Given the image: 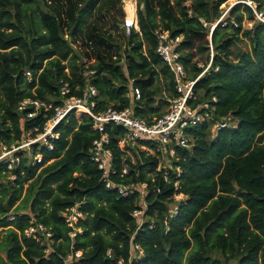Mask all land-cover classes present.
<instances>
[{"label":"trees","instance_id":"16d2710c","mask_svg":"<svg viewBox=\"0 0 264 264\" xmlns=\"http://www.w3.org/2000/svg\"><path fill=\"white\" fill-rule=\"evenodd\" d=\"M227 1L194 0L186 7L185 0H137L139 30L132 27L127 35L124 29L125 43L110 40L92 21L84 35L99 53L90 65L96 74L88 79L64 26L77 41L90 17L116 0H103L96 11L95 0H0V148L42 127L43 115L26 122L19 104L33 98L60 105L61 79L71 83L77 97L84 96L88 83L95 86L99 94L89 102H96V113L131 108L143 119L161 117L167 99L177 94L174 76L156 52L158 30L184 36L180 52L192 80L204 71L195 58L209 52L211 37L212 68L197 81L191 104L217 97L215 120L236 123L220 132L214 121L190 127L191 148L176 146L175 157L163 166L170 172L168 182L156 172V157L141 153L140 158L133 149L134 163L131 157L124 162L119 140L125 129L108 127L111 168L130 169L114 180L148 185L144 199L139 193L125 199L105 188L91 160L99 137L92 119L83 116L79 122L70 113L56 130L55 151L45 153V162H54L32 167L25 157L15 180L0 171V264H65L76 251L83 252L80 264H113L128 261L136 245L144 255L132 264H264V23L249 7L237 5L215 27ZM253 1L264 10V0ZM179 194L186 199L177 201ZM143 202L148 209L142 223L132 213ZM77 204L85 216L82 233L71 239L63 213ZM171 207L178 211L173 218ZM37 225L52 237L40 235V242L27 237ZM109 250L115 260L107 257Z\"/></svg>","mask_w":264,"mask_h":264},{"label":"built area","instance_id":"2783aa9c","mask_svg":"<svg viewBox=\"0 0 264 264\" xmlns=\"http://www.w3.org/2000/svg\"><path fill=\"white\" fill-rule=\"evenodd\" d=\"M237 5L249 7L254 12L256 20L264 23V10L260 11V5L258 3L253 0H228L222 5L223 7H220L222 15L215 27ZM156 35L158 39L156 52L171 70L175 79V91L177 94L176 97L167 99L169 109L165 114L159 118L147 120L135 116L131 108L119 111L110 107L100 113H96V102H89L91 97H97L99 94L95 86L88 83L84 89V96L77 97L72 95L73 87L71 83L61 79L59 82L60 105L54 107L53 104L33 98H25L20 102L18 112L26 115V122H30L40 115H43L45 122L41 128H35L25 134L22 140L10 146L5 144L1 145L0 171L3 169L4 173L9 174L10 179L15 180V173L22 165L25 157H28L30 160L29 165L32 167L39 165L45 167L54 162V159L45 162V153L55 151L57 143L60 140V133L56 131L58 126L70 113L75 112L76 116L81 114L79 122L82 121L83 116L90 117L92 119L93 130L99 135L92 144L91 160L101 171V182L105 188L117 192L120 197L125 199L136 193H139V198L144 199L147 194V184H123L114 180L118 176H128L130 169L127 165L123 167L121 172L116 168H111L114 155L111 148V137L107 131L108 127L120 126L125 129V134L119 140L120 149L127 155L124 162L131 157L134 163L133 149L137 150L140 158L141 153L146 156L151 155L156 157L159 159L156 172H162L166 182L169 181L170 172L168 170L163 171V166L166 165L168 167L175 157V147L178 146L184 149L191 148V138L187 133L190 127L201 125L207 121H214L213 129L216 132L228 128H235L236 123L232 122L229 118H225L222 121L215 120V114L219 104L217 97H212L205 103L195 107L191 104L192 101L196 100L194 88L197 81L212 68L214 50L211 37L209 51L212 54L210 56V62L207 66L203 67L204 71L196 79L192 80L188 78V70L182 62V53L180 52V45L184 40V36H173L169 31L163 30L156 31ZM91 64L85 61L82 67L83 74L88 79H91L96 74V71L91 69ZM215 70L218 71L219 68ZM134 92L137 97L140 96L139 89H134ZM166 160L168 163H166ZM177 171L180 176V168H177ZM176 188L178 189L177 184ZM157 193H161L160 187L157 188ZM176 199L177 201H184L186 197L183 194H179L176 196ZM140 207V209L134 210L132 213L133 217L140 219L147 212L148 206L145 202ZM80 208L81 205L77 204L63 213L65 224L70 229L69 236L71 239H74L78 234L82 233L79 223L85 215ZM170 213L173 218L178 214V211L177 209L175 211L171 210ZM14 219L15 216L13 215L9 218L10 221ZM154 228V224L150 226L151 230ZM25 235L38 242L42 240L40 235L47 237V239L52 237V234L43 225L31 227L25 232ZM82 255V251H76L66 258L65 264H80L78 260L82 258ZM143 255L144 252L139 245L135 246L134 253L131 254L128 261L123 258L115 260L112 251L109 250L107 252V257L115 260L113 264H132Z\"/></svg>","mask_w":264,"mask_h":264},{"label":"rangeland","instance_id":"374dc122","mask_svg":"<svg viewBox=\"0 0 264 264\" xmlns=\"http://www.w3.org/2000/svg\"><path fill=\"white\" fill-rule=\"evenodd\" d=\"M103 0H95L94 2V11H96L100 5V3ZM132 0H128L126 2V0H116V4L111 5L108 8H105L102 12L98 13L97 15L94 14L93 16L90 17V20L88 21L87 25L85 26L84 30H83V35H81L77 41H73L70 37H69V30H67V26H64V34L65 37L69 39V41H71V44L73 45L75 51L77 53L80 54V56L82 57V61L81 63H84L85 61H88L89 63H96L97 62V57L96 55L99 53V51H93L90 47H89V43L90 41L87 39V37L84 35L85 31L88 28V25L92 22V21H96V26L97 28L100 30V32L102 34H104L106 37H108L110 40L112 41H120L122 43H125V38L123 37V30H126V34L129 35L131 28L135 27V29L137 28L136 25L130 24L127 19H126V4L128 2H130ZM172 3H176L177 0H171ZM194 0H185L184 5L186 7H191L192 3ZM135 4H137V0H134ZM223 7V6H222ZM122 9L124 12V17H122L120 10ZM136 11H137V7H136ZM137 23H138V17H137ZM251 23L246 24L245 27H251ZM138 29V28H137ZM139 30V29H138ZM116 49L114 47H112V52L115 51ZM91 54L92 57L91 58H87V56L85 54ZM212 52L209 51L205 54H201L198 55L195 58V62H198L199 67H204L207 66V64L210 62V56H211ZM67 65L70 64V62L66 63ZM67 74H70L69 68L66 69L65 71ZM169 109V108H168ZM167 109V110H168ZM166 110V111H167ZM79 116H77V119L80 117L81 114H78ZM80 121V118L79 120ZM166 163H168V161L166 160ZM165 163V164H166ZM21 203V201L19 202ZM18 203V204H19ZM21 205L25 206L26 204L23 202L21 203ZM172 210H176L177 207H171ZM146 219H144L143 217H141L139 219V222H144Z\"/></svg>","mask_w":264,"mask_h":264},{"label":"bare ground","instance_id":"6f19581e","mask_svg":"<svg viewBox=\"0 0 264 264\" xmlns=\"http://www.w3.org/2000/svg\"><path fill=\"white\" fill-rule=\"evenodd\" d=\"M128 0H126L127 2ZM126 19L130 24H137L136 27L138 28V23H137V11H136V4L134 0L128 2L126 4Z\"/></svg>","mask_w":264,"mask_h":264},{"label":"water","instance_id":"95a60500","mask_svg":"<svg viewBox=\"0 0 264 264\" xmlns=\"http://www.w3.org/2000/svg\"><path fill=\"white\" fill-rule=\"evenodd\" d=\"M136 29H137V28H136ZM138 29H139V26H138ZM138 29H137V30H138Z\"/></svg>","mask_w":264,"mask_h":264}]
</instances>
